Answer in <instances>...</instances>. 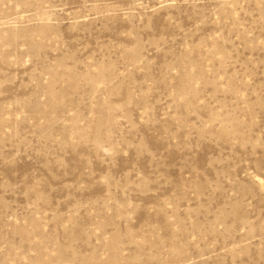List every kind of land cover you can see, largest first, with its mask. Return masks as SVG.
I'll return each mask as SVG.
<instances>
[{
  "label": "rangeland",
  "instance_id": "1",
  "mask_svg": "<svg viewBox=\"0 0 264 264\" xmlns=\"http://www.w3.org/2000/svg\"><path fill=\"white\" fill-rule=\"evenodd\" d=\"M0 264H264V0H0Z\"/></svg>",
  "mask_w": 264,
  "mask_h": 264
}]
</instances>
